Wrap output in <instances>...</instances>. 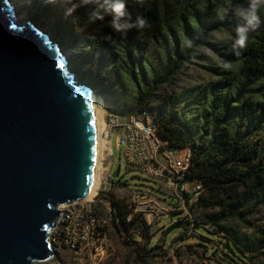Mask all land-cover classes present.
Returning <instances> with one entry per match:
<instances>
[{
	"label": "trees",
	"instance_id": "trees-1",
	"mask_svg": "<svg viewBox=\"0 0 264 264\" xmlns=\"http://www.w3.org/2000/svg\"><path fill=\"white\" fill-rule=\"evenodd\" d=\"M246 3L128 0L127 11L133 18L143 16L146 26L120 33L111 29L107 15L90 23L92 6L77 7L69 14L71 5L65 0L30 1L39 12L65 24L71 43L77 47L78 67L99 86L96 93L105 108H113L126 118L145 112L170 146L191 149L186 180L200 182L204 188L195 206L207 211L203 225L212 228L213 236L226 231L224 223L249 224L247 217L264 203V39L249 34L254 40L242 50L236 70L207 88L169 95L162 89L190 63L196 49L206 44L209 33L233 27V10ZM260 11L264 13V8ZM26 15L35 16L30 10ZM185 40H191L192 47H186ZM154 102L157 105L152 106ZM190 105L196 106L198 114L182 120L183 109ZM105 199L113 215L111 224L123 231L133 226L146 230L139 215L127 222L130 210L126 204L112 196ZM193 232L202 236L197 230ZM204 239L206 244L200 246L212 247L215 252L221 248L214 239ZM224 239L231 251L234 244ZM261 241L258 249H264V236ZM136 263L146 264L139 259Z\"/></svg>",
	"mask_w": 264,
	"mask_h": 264
},
{
	"label": "water",
	"instance_id": "water-1",
	"mask_svg": "<svg viewBox=\"0 0 264 264\" xmlns=\"http://www.w3.org/2000/svg\"><path fill=\"white\" fill-rule=\"evenodd\" d=\"M19 20L0 0V264H40L53 256L57 206L91 187L92 89L48 34Z\"/></svg>",
	"mask_w": 264,
	"mask_h": 264
},
{
	"label": "rangeland",
	"instance_id": "rangeland-1",
	"mask_svg": "<svg viewBox=\"0 0 264 264\" xmlns=\"http://www.w3.org/2000/svg\"><path fill=\"white\" fill-rule=\"evenodd\" d=\"M30 1H10L15 8V14L20 19L19 22L29 21L48 34L50 39L60 47L66 59V66L75 75L76 80L89 85L92 93L99 96L96 93L99 86L93 80L84 77L81 68L78 67V60L75 58L77 47L71 43L65 24L49 18V14L39 12L38 6L30 4ZM26 10H30L35 16L27 17ZM260 14L264 21V13L260 11ZM238 22L236 17L233 27ZM233 27L217 29L209 33L206 44L196 49L190 63L177 72L171 84L162 89V93L166 92L169 95L173 91L207 88L226 76L228 71L234 72L238 57L233 56L229 48ZM249 34L264 39V22ZM254 37H249L248 42L253 41ZM222 59L233 63L231 70L225 71L218 67ZM154 105H157V102H154L152 106ZM183 110L185 112L181 116L182 120L193 119L199 112L195 105H190ZM106 113L108 112L102 111L101 119ZM99 140L101 144L96 197L104 204V209L109 208L108 201L105 199L108 196L129 206L134 190L160 198L166 197L164 186H159L155 181L146 180L138 172L126 167L118 159L115 150L114 157L111 159L107 142L100 137ZM109 163L113 166L106 170ZM118 166L119 174L114 177V181L124 185L109 187L110 184L105 178ZM104 182L105 189H103ZM206 213V210L194 205L187 208V214L181 211L172 212V217L178 216L176 229L163 221L143 216H139V219L146 226V230L133 226L123 231L120 226L109 224L105 229L104 239L97 246L85 248L76 254L66 250H56L54 258L48 264H137V259L146 264H264V249H258L264 236V203L258 205L255 212L247 217L249 224H240L236 221L224 223L226 231L217 236L211 235V227L203 225ZM193 230H197L203 237L194 233ZM204 237L214 239V243L221 242L225 244L223 245L225 247L220 248L218 252H215L212 247L204 248L199 245L206 244ZM224 238L234 244L235 247L231 251L227 250Z\"/></svg>",
	"mask_w": 264,
	"mask_h": 264
},
{
	"label": "built area",
	"instance_id": "built-area-1",
	"mask_svg": "<svg viewBox=\"0 0 264 264\" xmlns=\"http://www.w3.org/2000/svg\"><path fill=\"white\" fill-rule=\"evenodd\" d=\"M103 108L108 113L102 119L103 128L99 136L107 142L109 157L113 159L115 150L118 159L126 167L138 172L144 179L164 186L166 190V197L161 198L134 190L128 206L130 212L127 222L133 215H139L172 226L177 222L178 216L172 217L171 213L181 211L187 214V208L195 206L199 196L204 193L200 182L186 180L191 149L188 146H170L160 137L152 116L145 112L126 118L113 108ZM112 166L109 163L106 170ZM114 177V170L107 174L105 179L108 180L109 187L124 185L119 181L115 182ZM105 185L104 182L103 189ZM103 207L105 206L96 197V193L90 200L83 199L57 206L58 216L46 236L53 256L40 264H48L54 258L56 250L76 254L85 248L97 246L104 239L105 229L113 220L110 205L108 209Z\"/></svg>",
	"mask_w": 264,
	"mask_h": 264
},
{
	"label": "clouds",
	"instance_id": "clouds-1",
	"mask_svg": "<svg viewBox=\"0 0 264 264\" xmlns=\"http://www.w3.org/2000/svg\"><path fill=\"white\" fill-rule=\"evenodd\" d=\"M71 7L67 9L70 14L77 7L92 6L88 16L90 23L104 20L107 15L110 17L109 26L115 32L124 33L129 29L143 30L146 20L141 15L134 18L126 9L128 0H65ZM264 8V0H247L246 6L237 7L233 14L239 22L232 28V37L229 48L233 56L239 57L242 50L249 41V33L255 31L262 24L260 10ZM186 47H192L191 40H185ZM218 67L228 71L233 63L228 60H221Z\"/></svg>",
	"mask_w": 264,
	"mask_h": 264
},
{
	"label": "bare ground",
	"instance_id": "bare-ground-1",
	"mask_svg": "<svg viewBox=\"0 0 264 264\" xmlns=\"http://www.w3.org/2000/svg\"><path fill=\"white\" fill-rule=\"evenodd\" d=\"M9 2L11 0H8ZM11 4V3H10ZM12 5V4H11ZM15 16L19 18L16 14ZM61 51V50H60ZM62 53V51H61ZM63 55V54H62ZM64 56V55H63ZM65 59V56H64ZM66 61V59H65ZM90 93V98H91V108H92V116H93V123H94V169H93V176H92V181H91V187L89 190V193L87 197L85 198L86 200H90L93 198V196L96 193L97 190V167L99 166V148H100V140H99V134L102 130V111L104 112V108L101 104V98L99 96H96L95 94L92 93V91H89ZM109 149V148H108Z\"/></svg>",
	"mask_w": 264,
	"mask_h": 264
}]
</instances>
